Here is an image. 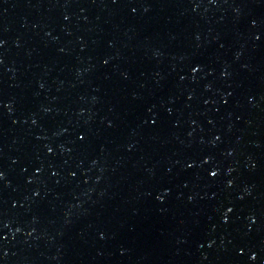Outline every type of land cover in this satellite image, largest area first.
Wrapping results in <instances>:
<instances>
[{"label":"water","instance_id":"1","mask_svg":"<svg viewBox=\"0 0 264 264\" xmlns=\"http://www.w3.org/2000/svg\"><path fill=\"white\" fill-rule=\"evenodd\" d=\"M263 26L264 0H0V264L151 169Z\"/></svg>","mask_w":264,"mask_h":264},{"label":"snow or ice","instance_id":"2","mask_svg":"<svg viewBox=\"0 0 264 264\" xmlns=\"http://www.w3.org/2000/svg\"><path fill=\"white\" fill-rule=\"evenodd\" d=\"M81 139H83V138H81ZM213 175L215 176V175H217V173H213ZM229 211H231V209H229ZM226 215H227V214H226ZM251 259H252L253 261L256 260V256H252Z\"/></svg>","mask_w":264,"mask_h":264}]
</instances>
